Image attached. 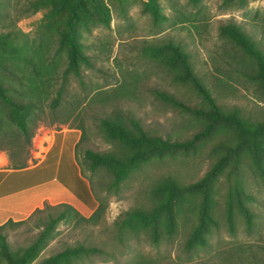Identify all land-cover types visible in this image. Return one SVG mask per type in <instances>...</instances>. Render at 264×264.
<instances>
[{"label":"rangeland","instance_id":"374dc122","mask_svg":"<svg viewBox=\"0 0 264 264\" xmlns=\"http://www.w3.org/2000/svg\"><path fill=\"white\" fill-rule=\"evenodd\" d=\"M102 1L109 13V23L98 19L96 9L89 2L91 15L77 26V38L90 64L81 61L79 74L70 70L62 76L66 53L52 56L63 28V13L53 16L47 29L46 8L32 10L29 0H0V31L10 33L18 44L27 48L42 43L39 47L44 49V60L36 78L43 79L46 87L29 120L30 141L16 139L9 132L11 125L6 126L7 131L0 133V156H6L12 163L34 161L41 142L47 141L45 132L77 127L81 133L76 159L97 204L99 201L103 204L95 222L60 220L31 264L78 242L101 249L80 264H126L139 258L140 264H235L240 253L247 257L256 254L264 259V149L258 150L261 164L257 165L253 155L246 152L238 167L231 162L219 172L212 190L214 219L208 244L193 249L185 247L186 237L202 215L203 203L198 192L188 193L181 207L173 208L177 227L171 236L161 231L157 241H152L144 229L122 238L116 233L115 221L126 209L149 208L153 204L151 188L164 176L172 175L181 183L202 176L222 150V140L229 136L227 124L219 123L215 130L188 147L151 155L118 186L110 184L112 174L107 168L90 169L83 155L85 148L119 152L120 143L106 138L99 122L101 117L115 112L124 117L131 115L150 132L170 139H188L203 128L201 115L176 107L155 92L156 89L171 92L192 107L206 106L189 83L174 79L159 59L144 52L145 45L167 40L181 43L189 52L194 71L220 106L225 109L237 106L251 120L264 118V85L253 76L255 63L238 45L219 33L221 23L235 21L264 50V0H154L156 17L146 0ZM10 55L9 50L0 51V58L7 65ZM32 57L36 60L35 55ZM50 61L55 62L47 68L45 64ZM14 70L16 75L7 78L25 93L30 78L34 77L32 63L22 58ZM60 85V102L53 107L51 98ZM236 180L238 189L234 187ZM228 190L234 229L229 227L226 211ZM241 204L252 211L250 228L246 226ZM44 218L45 212H39L21 223L6 224L0 231L10 248H22L41 229Z\"/></svg>","mask_w":264,"mask_h":264},{"label":"trees","instance_id":"16d2710c","mask_svg":"<svg viewBox=\"0 0 264 264\" xmlns=\"http://www.w3.org/2000/svg\"><path fill=\"white\" fill-rule=\"evenodd\" d=\"M192 1L197 2V0ZM89 2L96 9L98 19L102 23L108 24L109 13L106 4L102 0H29L28 2V6L32 10L46 8L45 16H47L48 21L45 26L47 29L51 27L52 17L63 13L61 18L63 28L59 32L58 43L55 47L54 56H52H59L63 51L66 53L67 63L62 71V76H65L70 70L79 74L81 61L90 64V59L82 51V44L77 38L78 24L88 21L87 18L91 15L87 6ZM146 4L150 5L151 12L156 17L158 11L154 0H146ZM219 33L238 45L253 60L256 66L253 76L264 85V50L256 39L243 29L239 23L232 20L221 23L219 25ZM41 39H43V36H41ZM39 43L36 46L30 45L27 48L26 45L18 44L10 36V33L0 31V51L8 53L9 50L11 53L10 58L7 60L10 63L8 65L3 63L5 60L0 58V65L3 68L0 70V133L6 132L7 129L5 127L11 125L12 128L8 127L9 132L16 139L22 137L26 142L30 141L32 134L29 120H31L32 112L37 106V100L46 88L45 84H43V79L36 78L41 73L42 68H40V65L44 60L42 52L44 49L39 47L42 46V43L40 45ZM29 50H32L36 60H34ZM144 52L159 59L173 73L174 79L189 83L201 95L206 106L204 108H196L177 98L171 92L161 89L155 90L160 98L174 106L189 110L196 115H201L205 122L203 128L188 139H170L150 132L143 127L139 119L131 115L124 117L120 113L115 112L101 117L99 122L104 136L108 139H115L120 143L119 152L85 148L83 155L88 160L90 169L93 170L99 166L107 168L112 174L110 184L118 186L132 169L139 167L151 155H161L166 151L172 152L188 147L196 139L211 130H215L219 123L227 124L229 126V136L225 138L226 140H222L220 144L223 147L222 150L218 152L216 159L202 176L188 183H181L172 175L164 176L151 188L154 200L149 208H128L115 221L117 225L116 233L120 238L130 233L136 234L140 229H144L149 232L152 241H157L163 231L168 236H171L176 231L177 219L172 211L173 208L175 209L176 206L181 207L186 201L188 193L198 192L200 193V201L203 203L202 215L185 239V247L187 249L197 248V246H203L209 242L208 234L211 231V221L214 219L211 212L213 203L212 190L219 172L231 162L236 167L246 152H250L253 155L257 165L261 164V156L258 150L264 149V118L251 120L242 115L237 106H233L230 109L220 106L209 88L194 71L189 52L183 48L181 43L167 40L159 44H148L144 46ZM22 58L26 62L32 63L34 73L33 78L29 77L30 81L25 93L19 91L17 86L7 78L16 75L14 69L17 68V64ZM54 62L50 61L45 65L49 68ZM34 93L36 96H33ZM60 98L61 85L57 88L55 95L52 96L51 105L54 107L59 104ZM13 164L22 166L25 163ZM230 187L232 188V186ZM234 187L236 189L240 187L237 180ZM229 193L230 190H228L227 195L226 211L229 227L234 229ZM241 206L244 210L246 226L250 228L253 224L252 211L246 205L241 204ZM102 208L103 204L99 201L89 215H84L68 202H44L42 207L36 208L25 219L16 221L8 219L0 224V229L6 224L21 223L39 212H45V218L40 223L42 225L41 229L22 248H10L5 235L0 231V264H31L39 255L47 240L53 235V231L60 220L73 218L75 222H95ZM99 250L101 249L97 246L82 242L67 244L59 250L44 256L34 264H80L85 257ZM238 258L237 261H234L235 264H264V259H261L256 254L247 257L240 253ZM140 262L142 260L139 258L134 263L128 262L126 264H140Z\"/></svg>","mask_w":264,"mask_h":264},{"label":"crops","instance_id":"0c3cea01","mask_svg":"<svg viewBox=\"0 0 264 264\" xmlns=\"http://www.w3.org/2000/svg\"><path fill=\"white\" fill-rule=\"evenodd\" d=\"M77 127L45 132L38 157L22 166L0 156V224L27 218L44 202H68L84 215L97 205L89 180L76 159Z\"/></svg>","mask_w":264,"mask_h":264}]
</instances>
